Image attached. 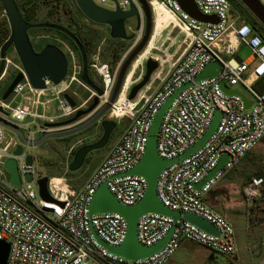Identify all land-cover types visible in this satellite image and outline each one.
Here are the masks:
<instances>
[{"label":"built area","instance_id":"obj_1","mask_svg":"<svg viewBox=\"0 0 264 264\" xmlns=\"http://www.w3.org/2000/svg\"><path fill=\"white\" fill-rule=\"evenodd\" d=\"M192 1L202 15L215 16L217 22L203 23L191 18L175 0H146L153 25L149 40L129 66L116 99L105 114L107 120L120 126L125 123V126L77 189L71 186V180L65 174L48 177L47 190L54 201L42 200L36 185L42 176L37 172L35 157L31 154L33 162L27 166L25 157L30 153L23 151L21 155L13 156L17 138L5 139L4 128L0 126V239L9 244L6 264H165L184 240L230 259L235 258L234 230L207 205L206 198L213 187L264 138V90L258 93L253 89V84L264 77V41L250 25L233 15L229 0ZM259 1L264 6V0ZM94 4L108 10L118 7L121 11L129 10V5L133 4L139 15L134 29L124 25L126 34L132 39L113 66L100 60V46L88 61V69L100 81V95L82 82L81 62L75 52L58 39L51 38L62 44L60 49L67 59V73L58 85L44 81V89H33L20 64L13 65L6 56L4 58L5 64H11L16 73H23V79L12 90L10 101H1L0 96V106L7 112V115L0 113V119L19 128L28 141L48 131L44 124L71 118L77 109H84L91 103L93 97L98 99L96 109L107 103L123 61L142 38L144 18L137 0H96ZM157 8L169 14L171 19L163 25L160 33L155 34ZM173 30H178L175 37L170 36ZM240 46L250 51L248 60L237 56ZM148 59L155 61L157 68L135 98L128 100L129 90L141 80ZM209 63L218 65L216 76L195 82V77ZM186 83L190 85L174 97L160 121L156 140L158 156L164 160L178 158L197 142L215 113L220 118L202 146L160 171L155 182L156 196L170 210L204 219L216 228L219 235L207 234L181 218L173 222L167 216L144 213L136 225V238L141 245L155 244L171 227H174L173 232L166 245L150 257L126 260L101 247L92 234L94 231L104 243L117 247L125 239L124 218L117 213L89 215L91 197L101 184H105L113 197L125 206H132L143 197L146 181L125 173L142 156L151 122L159 108ZM152 84L155 86L151 90ZM221 84L242 94L250 105L245 107L238 95L224 93ZM236 86L244 89L249 97L235 90ZM74 87L83 89L86 94L75 108L63 98L67 94L75 102ZM147 90H151L150 94L146 93ZM18 98L20 102L13 106L12 101ZM76 145L66 151V170ZM223 156L227 161L221 169L196 189L195 186ZM9 158L16 161L21 178L19 188H14L7 180L3 165ZM26 174H31L30 182L24 180ZM262 185L261 177H252L242 187L248 206L260 199Z\"/></svg>","mask_w":264,"mask_h":264},{"label":"water","instance_id":"obj_2","mask_svg":"<svg viewBox=\"0 0 264 264\" xmlns=\"http://www.w3.org/2000/svg\"><path fill=\"white\" fill-rule=\"evenodd\" d=\"M77 8L83 14V16L98 25H105L109 28V37L112 39H120L123 41H130L132 36H128L125 32L124 22L127 18L136 17L137 24L139 15L133 4L129 5V10L121 11L118 7L115 10H108L106 8L97 6L92 0H74ZM114 1V0H112ZM180 9L185 12L191 18L203 22V23H216L217 18L215 16L202 15L196 8L192 0H175ZM264 29V6L259 0H237ZM143 13L144 18V30L143 35L138 45L127 55L123 61L112 92L108 98V102L100 108H97L98 99L93 97L91 104L86 109H77L71 118L55 123H46L44 126L48 129L47 132L40 135L33 141H28L24 138L22 131L16 126L9 124L0 119V126L9 131L13 136L17 138L18 144L12 152L13 156H19L23 151H27L39 147L45 141L50 139H61L69 136L76 135L82 131H85L93 125H99L101 128L100 137L93 143L82 145L75 151L71 161L67 166L69 172H76L83 166L87 155L93 151H99L107 146L111 133L116 128V123L107 119H104L106 112L109 110L110 105L115 101L119 92L125 74L131 65L135 57L145 48L149 36L151 33L152 20L151 12L146 0H137ZM0 5L3 8L4 14L9 24L10 35L6 42L0 48V77L3 73L5 66V54L7 50L12 47L13 51L18 59V62L22 68L24 75L26 76L29 84L33 89L41 90L45 88L44 81H49L54 85H58L65 77L67 73V59L63 51L53 45H45L39 52H36L32 46L30 38L28 36V30L31 29H50L58 31L66 35L78 49L81 60V80L89 88L94 90L97 95L101 94L99 86L95 85L88 75V61L84 49L78 39L69 32L66 28L60 25L51 23H35L31 24L26 22L16 5L15 0H0ZM238 61H241L238 59ZM157 68V63L151 59L145 62V71L141 80L133 85L128 94V100H133L137 93L143 89V87L149 81V78L153 71ZM218 65L215 63L207 64L203 70L195 77L194 81L198 82L202 79L216 76L218 71ZM23 73L18 72L14 75L13 79L9 83L1 96V101H6L14 89L15 85L23 79ZM189 83L184 84L177 90H175L162 104L153 118L147 137L145 150L136 163L125 174L135 175L142 177L146 181V190L143 197L132 206L122 205L117 201L113 195L108 191L105 184H101L91 197L88 214H102V213H117L121 215L126 223L125 239L117 247H111L104 243L94 231L92 234L95 240L107 250L109 253L124 258L126 260H138L150 257L154 253L162 249L171 237L174 227H171L167 234L158 242L151 246L141 245L136 238V225L138 218L144 213H156L159 215L170 217L173 222L178 219H182L192 225H195L207 234L218 236L219 232L216 228L205 221L204 219L197 217L190 213L180 214L177 211L170 210L163 206L155 191V182L158 174L166 166L181 161L182 159L191 155L195 150L205 143L215 130L220 115L215 113L213 118L206 128L205 132L197 140V142L185 153L173 160L161 159L156 152V140L160 121L170 102L183 91ZM221 89L228 95H238L242 98L245 107L250 105L245 97L233 90H230L225 85L221 84ZM63 98L67 103L75 108L76 103L67 95L64 94ZM0 113L7 115V112L0 106ZM86 117L81 121L82 118ZM227 161V157L223 156L217 163V165L207 174L204 180L195 186L199 189L205 182L211 179L217 171H219L222 165ZM33 162L31 154L26 155L25 165L30 166ZM3 168L8 175V183L14 188L21 186V178L17 171V164L13 158H9L4 162ZM31 174H26L24 180L26 182L31 181ZM48 176H42L36 181L37 192L39 197L48 202L54 201L47 190ZM9 244L0 239V264H6ZM257 264H264V254L257 262Z\"/></svg>","mask_w":264,"mask_h":264},{"label":"rangeland","instance_id":"obj_3","mask_svg":"<svg viewBox=\"0 0 264 264\" xmlns=\"http://www.w3.org/2000/svg\"><path fill=\"white\" fill-rule=\"evenodd\" d=\"M93 3H96V0H92ZM110 5L109 3L106 4ZM2 6L0 5V18L6 17L4 11L2 10ZM161 16H165L164 14H160ZM156 17L158 18L159 15ZM155 17V18H156ZM166 23V22H165ZM137 19L136 17L127 18L124 22L125 27L129 26L132 29L136 27ZM157 19H155V27L156 28ZM164 24H161V28L159 27V32L162 31ZM104 27V25H100ZM97 27V25L93 26L95 29H98L107 35V30L105 28ZM153 26V25H152ZM178 30H173L170 33V36L175 37L177 35ZM43 36V34L41 33ZM43 37L49 38L50 36L44 35ZM33 39V37L31 36ZM167 46V45H166ZM171 51V49H168ZM250 51L244 47L240 46L237 50V56L245 60L249 57ZM5 56L12 62L13 65L19 64L13 48L10 47V52L5 54ZM4 74L0 77V94L3 93L5 87H8L7 84L10 83V79H12L11 74L15 75V68L11 64H5L4 66ZM94 79L97 82H100L98 77L94 76ZM100 85V83H99ZM235 90L242 92L245 96L249 97L248 93L239 86L234 87ZM73 91L76 93V98H74L77 104L81 103V101L85 97V92L83 89L79 87H74ZM71 95L72 92H69ZM73 97H75L73 95ZM11 98H8L7 101H10ZM20 102V98L12 101V105L16 106ZM51 108L49 111H53L54 102L50 105ZM90 103H88L84 109L88 108ZM104 119H106L104 117ZM125 123L120 125H116V129L111 133L108 145L112 144L117 137L119 136L121 130L124 128ZM3 134L5 139H9L13 137L7 130H3ZM101 134V128L99 125L94 127H89L83 134L76 136L69 142H64L56 139H50L45 141L41 146L34 148L33 150L29 149L28 151L35 157L37 172L41 176H50V175H58V172L55 171L51 165L46 163L47 159H55L57 158L59 161L64 163L65 166V154L69 149V146L72 145L73 142L83 139L82 142L78 143L76 147H80L82 145H87L95 142L99 135ZM105 150L95 151L89 160L88 163L83 164L80 170L73 173V175H69L71 180V186L78 187L80 186L90 175L91 171L98 165L100 160L103 158ZM251 156V161L242 159L239 162V165L235 168L233 172L225 177L221 184L217 186L214 190V193H211L206 198V202L208 205L216 211H219V214L223 215L231 224L235 237H236V245H237V255L248 254L250 247L256 246V241L259 237L264 236V220L257 221L255 218L250 217L249 209L250 206L247 205L243 195H242V187L248 182L246 180L248 177H257L256 174L261 168H264V138L263 140L257 144V146L249 153ZM70 158V157H69ZM70 162V160H69ZM68 162V163H69ZM68 177V176H67ZM247 177V178H246ZM258 202V201H257ZM256 205V203H255ZM263 208V205L261 206ZM214 210V211H215ZM261 210L258 211L260 213ZM262 215V214H260ZM249 239V240H248ZM218 253L210 252L203 250L201 248H191L188 250V254H185L182 250L178 249L173 252L170 258L167 260L165 264H216L218 261Z\"/></svg>","mask_w":264,"mask_h":264},{"label":"trees","instance_id":"obj_4","mask_svg":"<svg viewBox=\"0 0 264 264\" xmlns=\"http://www.w3.org/2000/svg\"><path fill=\"white\" fill-rule=\"evenodd\" d=\"M15 2L21 13L22 18L26 22L31 24H35V23L56 24L63 26L69 32H71L82 45L87 57V61L90 60L91 55L100 46V60L103 63L113 66L117 62L121 54L128 48L130 44L129 41L126 42L120 39L110 38L109 28L107 26L104 25V27H101L100 25L87 20L80 12V10L77 8L74 0H15ZM229 2L231 3V7H232L231 12L233 13V15L238 16L240 20L250 25L252 30L264 41L263 27L254 19V17H252V15L237 0H229ZM95 25H97V27L100 26V28H105L107 30V35L105 36L102 31L95 29L93 27ZM27 33L32 43V46L35 50H41L47 44H53L61 48L62 44L60 42L51 39V38H55L61 41L62 43L66 44L69 48H71L75 52L79 61L81 62L78 49L66 35L50 29H31L28 30ZM41 33L43 34V36L44 35L50 36L49 37L50 39L47 37L46 38L43 37ZM9 35H10V28L6 17L0 18V48L9 38ZM31 36L33 37V39L31 38ZM16 62L18 61L16 60ZM88 75H89V79L95 85L99 86L100 82H97L94 79V76L89 69H88ZM11 77L13 79L14 75L11 74ZM8 85L9 83L7 84V86ZM6 88L7 87L4 88L3 92L5 91ZM253 89L258 93H261L264 90V77L257 80L253 84ZM2 94H0V96H2ZM85 98H86V94H85ZM94 126L96 125H93L91 127ZM85 131L80 132L73 136L56 139V140L69 142L76 136L83 134ZM76 150L77 149L72 151L69 158L70 161ZM94 152L95 151L87 155L85 159V164L89 162L91 155ZM249 153L245 156L244 159L251 161L252 159ZM46 163L48 165H51V167H53L55 171L58 172V175H50V176L47 175L48 177H58L63 174H65L68 177L69 175H73V173H70L68 170H66L64 163L59 161L57 158L47 159ZM254 175H256L257 177H261L263 179V185L261 186L260 199L257 200L258 202L257 201L255 202L256 205L254 203L250 206L249 213L251 218H255L257 221H263L264 220V168H261ZM250 178L248 177L246 180L249 181ZM262 205L263 208L261 207ZM259 210H261L260 213H258Z\"/></svg>","mask_w":264,"mask_h":264},{"label":"crops","instance_id":"obj_5","mask_svg":"<svg viewBox=\"0 0 264 264\" xmlns=\"http://www.w3.org/2000/svg\"><path fill=\"white\" fill-rule=\"evenodd\" d=\"M164 14L165 16H161L160 14ZM156 15L158 16L159 15V17L157 18L156 17V19H157V24H156V28L157 29H155V34H158V32H159V27L161 28L162 26H161V24H165V22H167L168 20H170L171 18H170V15L169 14H167L166 12H164L163 10H161V9H159V8H157V13H156ZM249 59V57L247 58V59H245V60H248ZM93 76H96V75H94L93 74ZM97 77V76H96ZM154 86H155V84H152V88H151V90L154 88ZM151 90H147L146 91V93L147 94H150V92H151ZM75 98V97H74ZM73 98V99H74ZM77 104V103H76ZM80 104V103H79ZM79 104H77V105H79ZM86 117H84V118H82L81 119V121L82 120H84ZM61 121H63V120H61ZM97 126V125H96ZM87 130V129H86ZM83 132V131H82ZM121 132H122V130H121ZM120 132V133H121ZM120 135V134H119ZM118 138V137H117ZM117 140V139H116ZM115 140V141H116ZM83 141V139H81L80 138V140H77V141H75V142H73L72 143V145H74V144H78V143H80V142H82ZM114 141V142H115ZM262 141V140H261ZM260 141V142H261ZM113 142V143H114ZM259 142V143H260ZM112 143V144H113ZM112 144H110L109 146H111ZM72 145H70V146H72ZM69 146V147H70ZM257 146V145H256ZM255 146V147H256ZM254 147V148H255ZM253 148V149H254ZM252 149V150H253ZM251 150V151H252ZM250 151V152H251ZM66 156L65 157H67V153L65 154ZM245 158V157H244ZM239 165V163L230 171V172H228L214 187H213V189L210 191V193L209 194H211V193H214V190L217 188V186L219 185V184H221L222 183V181L225 179V177L227 176V175H229L231 172H233L234 170H235V168L237 167ZM93 171V170H92ZM91 171V172H92ZM91 174V173H90ZM78 187H74V189H77ZM208 194V195H209ZM208 197V196H207ZM207 205H208V203H207ZM209 206V205H208ZM210 207V206H209ZM211 208V207H210ZM213 211L215 210V209H213V207L211 208ZM215 212L217 213V214H219V211H216L215 210ZM220 216H222L229 224H230V222L223 216V215H221V214H219ZM231 225V224H230ZM249 240V239H248ZM191 248H201V249H203V250H206L207 252L208 251H210V252H213V251H211V250H209V249H207V248H204V247H202V246H200V245H197V244H195V243H193V242H191V241H186V240H184V241H182L181 243H180V245H179V247L176 249V250H178V249H180V250H182L185 254H188V250L189 249H191ZM175 250V251H176ZM214 253H216V252H214ZM264 254V236H262V237H259V239H257V241H256V246L255 247H250V249H249V251H248V254H244V255H237L236 254V256H235V258H234V260H236L237 262H240V261H243V260H246L247 262H248V264H257V262L260 260V258L262 257V255ZM218 255V254H217ZM88 264H93L92 262H89Z\"/></svg>","mask_w":264,"mask_h":264},{"label":"flooded vegetation","instance_id":"obj_6","mask_svg":"<svg viewBox=\"0 0 264 264\" xmlns=\"http://www.w3.org/2000/svg\"><path fill=\"white\" fill-rule=\"evenodd\" d=\"M35 50V49H34ZM36 52H39L40 50H35ZM10 52V48L7 50V52H6V54L7 53H9ZM116 129V128H115ZM114 129V130H115ZM113 130V131H114ZM109 143V142H108ZM41 146V145H40ZM109 147V145L107 144V146L106 147H104L103 149H101V150H105V149H107ZM79 148V147H78ZM75 149H77V147L75 148ZM100 150V151H101ZM218 261H217V263L216 264H248V262L246 261V260H243V261H240V262H237L236 260H234V259H230V258H228V257H226V256H224V255H221V254H218Z\"/></svg>","mask_w":264,"mask_h":264},{"label":"bare ground","instance_id":"obj_7","mask_svg":"<svg viewBox=\"0 0 264 264\" xmlns=\"http://www.w3.org/2000/svg\"><path fill=\"white\" fill-rule=\"evenodd\" d=\"M156 13H157V9H156Z\"/></svg>","mask_w":264,"mask_h":264}]
</instances>
